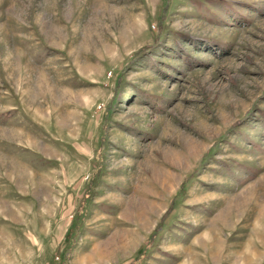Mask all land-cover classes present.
<instances>
[{"label":"rangeland","instance_id":"374dc122","mask_svg":"<svg viewBox=\"0 0 264 264\" xmlns=\"http://www.w3.org/2000/svg\"><path fill=\"white\" fill-rule=\"evenodd\" d=\"M0 264H264V0H0Z\"/></svg>","mask_w":264,"mask_h":264},{"label":"trees","instance_id":"16d2710c","mask_svg":"<svg viewBox=\"0 0 264 264\" xmlns=\"http://www.w3.org/2000/svg\"><path fill=\"white\" fill-rule=\"evenodd\" d=\"M94 180V178L92 179V181H91V183H90V185H89V187L92 189V187L95 185L94 184V182L95 181H93ZM90 189V190H91ZM181 189H183V184H181V186H180V190ZM84 199H82L81 201H80V203H79V209L78 210H81L82 208H83V206H84V204H85V198H87L88 196H89V194L87 193V192H84ZM170 208V207H169ZM169 208H168V210H169ZM167 210V211H168ZM167 211L162 215V217H161V220L166 216V214H167ZM160 220V221H161ZM76 227H77V225H76ZM159 229H160V225L158 224L152 231H151V233L149 234V237H148V242H147V244L145 245V246H147L154 238H155V235L157 234V232L159 231ZM145 248V247H144ZM143 251V250H142ZM141 251V252H142ZM140 252V253H141Z\"/></svg>","mask_w":264,"mask_h":264},{"label":"crops","instance_id":"0c3cea01","mask_svg":"<svg viewBox=\"0 0 264 264\" xmlns=\"http://www.w3.org/2000/svg\"><path fill=\"white\" fill-rule=\"evenodd\" d=\"M241 236V235H240ZM241 249V248H240Z\"/></svg>","mask_w":264,"mask_h":264}]
</instances>
